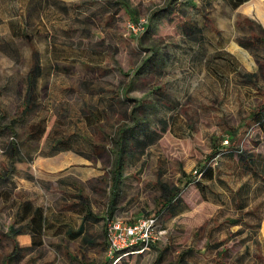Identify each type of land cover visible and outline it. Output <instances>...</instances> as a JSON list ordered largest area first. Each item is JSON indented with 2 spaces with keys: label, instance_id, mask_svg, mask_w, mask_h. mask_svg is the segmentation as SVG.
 <instances>
[{
  "label": "rangeland",
  "instance_id": "1",
  "mask_svg": "<svg viewBox=\"0 0 264 264\" xmlns=\"http://www.w3.org/2000/svg\"><path fill=\"white\" fill-rule=\"evenodd\" d=\"M111 1L0 0V173L7 143L23 159L0 178V264H264V179L241 161L253 157L264 176V136L250 118L264 104V0ZM33 52L37 108L20 120ZM43 116V135L26 138ZM59 132L80 134L82 151H52ZM207 165L211 180L198 173ZM220 179L230 191L247 182L246 198ZM159 182L177 187V215L157 212ZM82 203L92 218L75 239L65 226L25 227L40 207L76 229ZM147 217V245L109 251L114 223Z\"/></svg>",
  "mask_w": 264,
  "mask_h": 264
},
{
  "label": "trees",
  "instance_id": "2",
  "mask_svg": "<svg viewBox=\"0 0 264 264\" xmlns=\"http://www.w3.org/2000/svg\"><path fill=\"white\" fill-rule=\"evenodd\" d=\"M34 1V0H33ZM41 2L42 0H38ZM176 0H168V3L172 4ZM231 3L232 7H237L243 2L247 0H228ZM120 4H123L124 6L128 5L125 0H120L118 1ZM105 3H114V1L111 0H105ZM131 9H128L130 11ZM22 36L28 39L27 33L24 31L22 33ZM240 44L244 47H250V40L248 39H243V41L240 42ZM32 58H34L32 62V66L28 70L26 74V92L23 96L21 105L18 109V119L23 120L25 116L28 114H31L35 111L37 108L36 103H37V80L39 76L41 75V67L37 61L38 55L36 52H33ZM264 104L261 106V108L257 110H253L250 113V118L255 122L256 125H258L262 131V134L264 136ZM13 122H16L17 119H13ZM45 123H46V118L39 117L36 122L33 124H30L28 132L26 133V138L31 139L33 137L35 138H40L43 133L45 132ZM133 127H136L134 125ZM140 133H144L145 135L147 134L145 129L141 127ZM124 132V130H122ZM121 131V132H122ZM51 132H55V129L51 130ZM118 133V139H117V147H116V152H115V160L113 162V170H112V183H111V195L115 196L118 187H119V178H120V172L122 169L123 161H124V153L126 151L125 145V136L122 134ZM50 134L51 139L50 142H52V151L56 150H68V149H73L77 151H82L80 148V134L77 132L74 133H57V134ZM149 136V135H148ZM157 136L150 135L149 136V143L151 144L156 140ZM83 140L91 143L88 139V137H83ZM136 145L140 144V140L135 141ZM147 144H143L142 147H145ZM142 145V144H140ZM16 143L12 142L6 144L5 148V154L9 157L10 159V166L7 168V166L4 168L5 175L7 176L11 171L14 170L13 163L14 161H22L23 159L21 157H17L16 155ZM218 153L217 149H213L212 153L209 157L213 156L214 154ZM227 153H231L230 151ZM226 153V154H227ZM225 154V153H224ZM233 155V154H232ZM198 173L201 174V176L204 179H213L215 177V168L211 167L210 165L200 167L198 169ZM253 174L256 177H261L256 170L253 169ZM5 175L3 173H0V178H5ZM264 179V177H261ZM199 182V181H196ZM159 187L161 189V198L159 201V207H157V212L160 210H166L171 213V215H176L180 213L181 209H179V198L177 197L178 194V189L175 185L169 186L166 183L159 182ZM78 209L81 210L83 213L84 219H82V222L79 223L78 227L74 229L71 225L69 224H63L60 223L58 224L57 222H60L61 220L59 217H56L55 214H46V212H43L40 207L36 208L34 211H32L31 214L30 208L27 213L28 215V222L26 223L25 227L28 229V231L32 233H41L45 227H50V226H65L64 234L67 237L70 238H77L79 236H82V234L85 232V222L88 218H92V215L88 209V206L86 204H81ZM242 207V205H241ZM27 221V220H26ZM10 230H14V225H11ZM15 252H17V245H15ZM183 259H178L175 263L171 264H183L182 263ZM181 262V263H180ZM155 264V263H153Z\"/></svg>",
  "mask_w": 264,
  "mask_h": 264
},
{
  "label": "built area",
  "instance_id": "3",
  "mask_svg": "<svg viewBox=\"0 0 264 264\" xmlns=\"http://www.w3.org/2000/svg\"><path fill=\"white\" fill-rule=\"evenodd\" d=\"M224 142L227 144V139ZM152 223L153 219L148 217L130 224L114 223L108 233L109 251L116 252L138 243L147 245Z\"/></svg>",
  "mask_w": 264,
  "mask_h": 264
},
{
  "label": "crops",
  "instance_id": "4",
  "mask_svg": "<svg viewBox=\"0 0 264 264\" xmlns=\"http://www.w3.org/2000/svg\"><path fill=\"white\" fill-rule=\"evenodd\" d=\"M262 132V131H261ZM227 153V152H226ZM224 154V156H226L227 158L233 157L234 154L232 155L231 153H227ZM235 157V156H234ZM241 161L243 162V166L246 168V173L250 175V178L253 179L254 181L258 182V178L253 174V169L256 170L258 172V174L261 177L262 173L255 167L254 163H253V157H245L243 159H241ZM220 182L226 187L224 181L222 179H220ZM229 192L232 195V198L236 199V200H241V199H245L246 198V194L248 193V183L244 182L242 184H240L237 189H234V191H230L231 189H229L228 187H226ZM250 190V189H249ZM177 215V214H176ZM175 216V215H174Z\"/></svg>",
  "mask_w": 264,
  "mask_h": 264
}]
</instances>
